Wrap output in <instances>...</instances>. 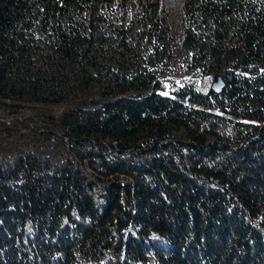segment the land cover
<instances>
[{"label":"trees","instance_id":"trees-1","mask_svg":"<svg viewBox=\"0 0 264 264\" xmlns=\"http://www.w3.org/2000/svg\"><path fill=\"white\" fill-rule=\"evenodd\" d=\"M0 264H264V0H0Z\"/></svg>","mask_w":264,"mask_h":264},{"label":"water","instance_id":"water-1","mask_svg":"<svg viewBox=\"0 0 264 264\" xmlns=\"http://www.w3.org/2000/svg\"><path fill=\"white\" fill-rule=\"evenodd\" d=\"M223 87H224V80L219 73H216L213 77L211 88L216 92H220Z\"/></svg>","mask_w":264,"mask_h":264}]
</instances>
